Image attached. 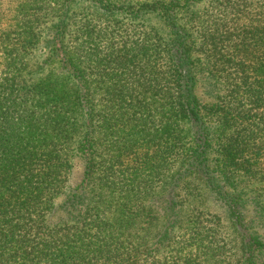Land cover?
Wrapping results in <instances>:
<instances>
[{"label":"trees","instance_id":"16d2710c","mask_svg":"<svg viewBox=\"0 0 264 264\" xmlns=\"http://www.w3.org/2000/svg\"><path fill=\"white\" fill-rule=\"evenodd\" d=\"M258 226L264 0H0V264H264Z\"/></svg>","mask_w":264,"mask_h":264},{"label":"rangeland","instance_id":"374dc122","mask_svg":"<svg viewBox=\"0 0 264 264\" xmlns=\"http://www.w3.org/2000/svg\"><path fill=\"white\" fill-rule=\"evenodd\" d=\"M127 1L144 2V1H151V0H127ZM154 24L159 25V26L161 25L159 20L158 21L156 20ZM47 55H48V49H45V48L42 49V47H40L36 50L34 54V60L36 61V63H42L47 58ZM196 95L201 102L203 103L208 102V99L206 98L202 90V86L200 82L196 87ZM212 156H215V153H213ZM74 165L75 166H74L72 181L74 185H78L81 182L83 175H84V161L80 157H76L74 160ZM252 187L257 189L259 186L252 185ZM207 204L210 205L213 211H218L220 213L223 211V209L220 206L219 200H217L214 196H209V200L207 201ZM245 213H246L247 219H250V220L255 219L254 221H256L257 216H256L254 207H252L251 205L247 206ZM256 231L260 235V237L264 240V228H261L258 226L256 227Z\"/></svg>","mask_w":264,"mask_h":264}]
</instances>
